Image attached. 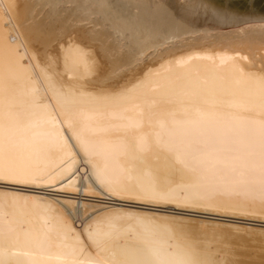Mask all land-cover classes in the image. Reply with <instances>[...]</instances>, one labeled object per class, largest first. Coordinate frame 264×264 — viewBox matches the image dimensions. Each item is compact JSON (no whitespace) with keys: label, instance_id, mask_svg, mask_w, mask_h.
Listing matches in <instances>:
<instances>
[{"label":"bare ground","instance_id":"obj_1","mask_svg":"<svg viewBox=\"0 0 264 264\" xmlns=\"http://www.w3.org/2000/svg\"><path fill=\"white\" fill-rule=\"evenodd\" d=\"M40 1L0 0V264H244L229 240L264 229L174 211L264 222L263 4ZM84 20L106 77L75 37L38 56Z\"/></svg>","mask_w":264,"mask_h":264},{"label":"rangeland","instance_id":"obj_2","mask_svg":"<svg viewBox=\"0 0 264 264\" xmlns=\"http://www.w3.org/2000/svg\"><path fill=\"white\" fill-rule=\"evenodd\" d=\"M64 1H66V0H64ZM64 1L63 0H60V1L56 0V1H54V4H48L47 5L46 1L41 0L39 3L30 4V10L32 11L33 14H36L35 15L36 19H39L40 17L47 16V18L45 17L46 21H48L49 13L55 14V12L60 11V10L65 9V8H69L70 10L68 9V11L71 12V10H72L73 13L75 11L78 12V9H76V4L74 5L73 3L64 2ZM74 1H76V0H74ZM86 1L87 2L85 4H87L89 6L88 9L95 11L93 9H96V8L91 5L92 1L91 0H86ZM221 1L227 2V0H221ZM243 1H245V3H247V4L249 2V0H243ZM259 1L264 6V0H259ZM248 10H251V9H248ZM99 11L104 12V10H99ZM252 11H256V10H252ZM56 15H58V14L56 13ZM98 16L99 15H95V16L92 15L91 18H93V17L97 18ZM49 18H50V16H49ZM29 21H32V20H29ZM82 24L84 25L83 29H85V27L87 29L89 26H91V24L88 23V21H86V20H84L83 22L82 21L77 22L76 25L70 27L67 30L66 34L64 36H62L61 38H55V39H53L54 41L49 40L46 49H44V51L42 49L39 50L40 52L38 51V56L42 61L44 60L43 61L44 63L45 62L49 63L48 67H53V68L58 69L60 66V59H61V56H60L61 50L59 49L61 47V43H63V45H64L65 44L64 41L67 42V41H69V39H71V37H75V39H77L81 44L85 45L86 48L88 47L87 52L88 53L90 52L91 55H93L92 61L94 63V67H95L94 74L101 76V77L104 75L103 77H106L110 73L109 68H110L111 64H109V62L111 60L109 61L108 60L109 58L106 59V57H105L106 54H104L103 51L100 49L97 41L91 40L89 37H87L88 35L85 34L86 32H84V30L82 29V26H83ZM106 24H108V22ZM86 29H85V31H86ZM69 30H70V32H69ZM72 30H74V31L72 32ZM129 30L130 29L127 28L124 31V35L127 36V34H128L127 32H129ZM65 37H67V40ZM121 42L123 44H127V40H125V39H123ZM59 43H60V45H59ZM163 45L167 46L168 44H166V45L163 44ZM164 46L160 45L158 47H149L143 53L138 54L140 59L138 61L134 62L133 64L124 67L123 70L125 72H122V73L120 72L121 75L118 78L119 79H125V78L129 77L130 74L128 73V70L130 71L131 69H133V67L138 68L139 65L141 66V64H145L148 61V59L151 60L152 58H154L157 55V50L162 49ZM121 49H125V45ZM105 73H107V74H105ZM127 73H128V76H126ZM0 187H6V185L1 186V184H0ZM50 194H53L55 197H58V196L63 197L64 195L67 196L65 193L63 194V192H59V191H54V192H51ZM83 198L86 201V203L88 201V204L92 203V201L94 199H95L94 201H98L96 198H93V197H87V196L85 197L84 196ZM80 208H81V206L79 205V212L82 210ZM198 211H199V209H195L193 211H187V210L177 211L176 210L174 212H175V214L184 215V216H187L188 218H193L196 220H198V219L213 220V221L222 222V223L237 224V225L239 224V225H244L247 227L264 229V222H262L261 219H260V221H258V219H259L258 217H254L255 219H257V220H255L254 218L253 219L251 218L252 216L251 217L246 216V218L241 216V215H240L241 217L239 215H234L235 217H227V216H223V215L222 216L221 215H212V214H209V212H207V211H202L204 213L198 212ZM249 218H250V220H249ZM234 232L235 231H232V233H234ZM241 233H243V232H241ZM234 234L240 235L239 232L237 234V231ZM204 235H206V234H204ZM204 235H203V237H204ZM236 235H234V237H232V239H230L229 242H230V244H232L231 246L233 247V249L237 253V255H236L237 259L242 261L244 264H264V236H262V234H260V233L257 234L254 231H252V233H250V234H244V233L241 234V238H240V236L237 237ZM208 238H210V236H208ZM222 238L220 237L219 239H222ZM235 244H236V246H235ZM239 254H241V255H239Z\"/></svg>","mask_w":264,"mask_h":264}]
</instances>
